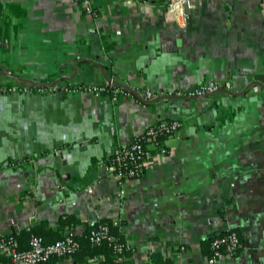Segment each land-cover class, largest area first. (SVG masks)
Wrapping results in <instances>:
<instances>
[{
	"label": "crops",
	"instance_id": "obj_1",
	"mask_svg": "<svg viewBox=\"0 0 264 264\" xmlns=\"http://www.w3.org/2000/svg\"><path fill=\"white\" fill-rule=\"evenodd\" d=\"M169 1L0 0V240L26 249L109 220L125 264H202L235 231L218 264H264V0H193L187 18ZM110 82L124 93L64 90ZM207 82L220 88L186 95ZM170 119L120 183L112 152Z\"/></svg>",
	"mask_w": 264,
	"mask_h": 264
},
{
	"label": "built area",
	"instance_id": "obj_2",
	"mask_svg": "<svg viewBox=\"0 0 264 264\" xmlns=\"http://www.w3.org/2000/svg\"><path fill=\"white\" fill-rule=\"evenodd\" d=\"M78 1L87 11H91L93 0ZM192 1L170 0L166 8L167 15L171 17L182 15L184 18H187L186 9L190 7ZM219 88L220 85L218 83L207 82L190 89L186 95L189 97H203L217 91ZM58 89L59 86L57 84L49 88V90ZM64 90L69 92L79 90L94 95L103 93L119 95L124 93L120 86H116L111 82L106 85L92 84L81 85L75 88L65 87ZM153 97L154 94L150 90L144 92V98L149 99ZM180 125L181 123L178 119L160 120L151 124L138 133L127 146L118 147L112 152L109 159L105 162L107 169L117 177L120 183L124 180L137 178L141 172V166L149 153L147 145L156 142L162 137L174 134ZM89 238L94 243H99L103 239H110L107 225L99 224L97 228L90 231ZM239 245L240 239L235 231H229L213 237L209 242L210 253L202 264H218L223 257L236 253ZM78 248L79 243L73 233H68L64 237L49 243L45 242L43 237L32 234L26 249H20L13 237L0 240V250L9 255L10 264H46L51 258L70 257L77 252ZM124 248H129V246L122 243L116 245L118 252ZM117 260H122V257H118Z\"/></svg>",
	"mask_w": 264,
	"mask_h": 264
},
{
	"label": "trees",
	"instance_id": "obj_3",
	"mask_svg": "<svg viewBox=\"0 0 264 264\" xmlns=\"http://www.w3.org/2000/svg\"><path fill=\"white\" fill-rule=\"evenodd\" d=\"M66 222L76 223L74 218L66 219V221L63 222V225ZM99 224L107 225L110 239H103L99 243H94L89 238L90 231L97 228ZM75 239L79 243V248L72 256L77 260L84 262V264H125L126 261L124 259L130 253V248H124L120 252L117 251V244L122 243L125 245L123 232L119 228V224H113L109 220H103L93 224L82 236L75 237ZM118 257H122V260L118 261Z\"/></svg>",
	"mask_w": 264,
	"mask_h": 264
},
{
	"label": "water",
	"instance_id": "obj_4",
	"mask_svg": "<svg viewBox=\"0 0 264 264\" xmlns=\"http://www.w3.org/2000/svg\"><path fill=\"white\" fill-rule=\"evenodd\" d=\"M114 84H116V83H114Z\"/></svg>",
	"mask_w": 264,
	"mask_h": 264
}]
</instances>
